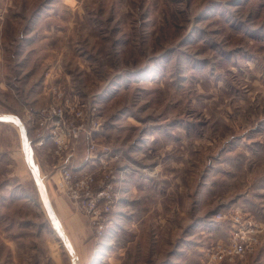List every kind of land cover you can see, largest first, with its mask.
<instances>
[{
  "label": "rangeland",
  "instance_id": "rangeland-1",
  "mask_svg": "<svg viewBox=\"0 0 264 264\" xmlns=\"http://www.w3.org/2000/svg\"><path fill=\"white\" fill-rule=\"evenodd\" d=\"M53 88L97 107L104 129L95 141L110 148L106 159L119 176L96 239L60 174L44 169L45 147L32 146L49 193L87 218L91 250H104L91 264H228L209 263L206 251L227 241L229 226L212 218L237 208L222 203L244 168L264 172V0H0V113L21 120L30 139ZM75 146L78 163L88 144ZM78 168L97 181L102 174L99 162ZM135 170L163 175L149 203L135 204ZM254 218L264 225V215ZM3 224L22 250H0V264H76L7 121L0 122ZM43 228L59 238L40 250ZM261 239L248 264H264V232Z\"/></svg>",
  "mask_w": 264,
  "mask_h": 264
},
{
  "label": "built area",
  "instance_id": "built-area-1",
  "mask_svg": "<svg viewBox=\"0 0 264 264\" xmlns=\"http://www.w3.org/2000/svg\"><path fill=\"white\" fill-rule=\"evenodd\" d=\"M56 93L54 102L36 113L34 135L30 142L36 149L51 145L54 156L59 160L55 172L60 174L62 188L73 200L76 208L90 219L94 238L104 237L108 216L112 210L116 194L114 186L119 178L115 167H109L106 157L110 148L101 146L95 136L104 129L98 110L90 101L82 102L71 95ZM86 140L88 155L84 164L100 163L102 174L95 179L94 173L77 175L81 162H75V144ZM213 222H224L230 228L226 242H217L208 247L206 256L209 263L248 264L249 258L261 247L264 225L238 208L220 211L212 218Z\"/></svg>",
  "mask_w": 264,
  "mask_h": 264
},
{
  "label": "crops",
  "instance_id": "crops-1",
  "mask_svg": "<svg viewBox=\"0 0 264 264\" xmlns=\"http://www.w3.org/2000/svg\"><path fill=\"white\" fill-rule=\"evenodd\" d=\"M48 99V97H47ZM29 120V119H28ZM30 121V120H29ZM40 158L43 160V167L48 172L49 170H55L59 160L56 156H54L53 149L51 145H47L45 150L40 151ZM51 157L53 162L47 163V158ZM76 158H80L79 156ZM87 158L85 155L84 161ZM77 160V159H76ZM248 160V159H247ZM256 161V160H255ZM264 166V165H263ZM48 168V169H47ZM264 168V167H263ZM159 173V172H158ZM157 172H152L149 174L138 172L135 170V204L140 201L150 202L149 198V188L151 184L156 185L160 181L156 179V177H162V174H158ZM233 173H230L229 177H231ZM237 178L235 175L234 179ZM240 183L242 184L236 186L235 193L228 197L225 203H222L223 206L227 207H237L245 212V214L250 215L252 217H263L264 215V203L262 202V197H264V172H256L255 169L250 170L247 167L244 168V172L242 173V177H239ZM180 185L181 178L179 179ZM162 183V182H161ZM159 183V186L160 184ZM163 183H166L165 181ZM184 189V190H182ZM50 194L51 202L53 208L57 214V217L69 238L70 245L73 247H77L78 250H75L77 257L79 258L81 264L84 262H88V264L92 263V259H94L95 254L101 253L104 250L94 251L91 250L92 247V239H90V231L88 228V220L82 214L77 213L73 204L65 199L64 197L53 193ZM180 195L186 197V189L180 188ZM198 197V196H197ZM142 199V200H141ZM156 201V200H153ZM162 199L159 200V204H161ZM156 203H154L155 205ZM59 238L58 234H54L53 232L48 231L43 228L40 231L38 239V245L41 248L40 250H44V242H55L58 243L56 238ZM61 236V235H60ZM62 237V236H61ZM263 238V234H262ZM90 239V240H89ZM228 239V238H227ZM20 241L19 239H13L11 237V229L7 228L5 224L0 225V250H22L20 245L17 243ZM67 247V246H66ZM75 247V248H76ZM68 248V247H67ZM74 249V248H73ZM80 249V250H79ZM13 255V254H12ZM4 253L0 252V260H4ZM13 261V260H12ZM11 261V262H12ZM9 264V262H7ZM74 264V262L72 263Z\"/></svg>",
  "mask_w": 264,
  "mask_h": 264
},
{
  "label": "water",
  "instance_id": "water-1",
  "mask_svg": "<svg viewBox=\"0 0 264 264\" xmlns=\"http://www.w3.org/2000/svg\"><path fill=\"white\" fill-rule=\"evenodd\" d=\"M4 121H7L9 123L16 125V127L19 131V135H20L21 148H22L23 153H24L25 162H26V164H27V166L31 172V175H32V177H33V179L37 185V188L39 190L43 205L45 207V211H46L51 223L53 224V226L57 230V232L62 236L63 242L68 247L70 254L74 258L75 263L80 264L77 255L75 254V252L71 248L69 238L67 237V234L65 233V231H64V229H63V227H62V225H61V223L57 217V214L53 208L51 198H50V194H49V190H48L46 184L44 183L43 179L40 176L39 169H38L37 163H36L35 153L33 151L32 144L30 142V139H29V136H28V133H27V130H26L24 124L21 122V120L17 119L13 115H9L6 113H0V122H4Z\"/></svg>",
  "mask_w": 264,
  "mask_h": 264
},
{
  "label": "bare ground",
  "instance_id": "bare-ground-1",
  "mask_svg": "<svg viewBox=\"0 0 264 264\" xmlns=\"http://www.w3.org/2000/svg\"><path fill=\"white\" fill-rule=\"evenodd\" d=\"M14 117H16V116H14ZM17 118V117H16ZM18 119V118H17ZM41 176V175H40ZM42 178V177H41ZM43 179V178H42ZM71 248H72V246H71ZM72 250H73V248H72ZM76 254V253H75Z\"/></svg>",
  "mask_w": 264,
  "mask_h": 264
}]
</instances>
